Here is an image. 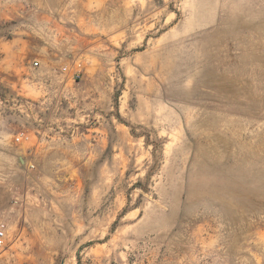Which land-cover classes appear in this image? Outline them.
I'll return each mask as SVG.
<instances>
[{
  "label": "rangeland",
  "instance_id": "1",
  "mask_svg": "<svg viewBox=\"0 0 264 264\" xmlns=\"http://www.w3.org/2000/svg\"><path fill=\"white\" fill-rule=\"evenodd\" d=\"M0 230V264H264V0H0Z\"/></svg>",
  "mask_w": 264,
  "mask_h": 264
},
{
  "label": "built area",
  "instance_id": "2",
  "mask_svg": "<svg viewBox=\"0 0 264 264\" xmlns=\"http://www.w3.org/2000/svg\"><path fill=\"white\" fill-rule=\"evenodd\" d=\"M33 66L34 67H37L38 66V63L37 62H34L33 63ZM18 141V139H16ZM3 241H4V232L2 230H0V246L3 245Z\"/></svg>",
  "mask_w": 264,
  "mask_h": 264
}]
</instances>
